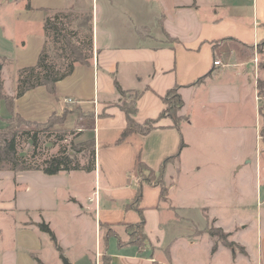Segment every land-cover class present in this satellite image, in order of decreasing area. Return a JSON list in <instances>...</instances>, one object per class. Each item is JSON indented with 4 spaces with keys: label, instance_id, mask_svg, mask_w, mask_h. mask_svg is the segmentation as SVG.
I'll list each match as a JSON object with an SVG mask.
<instances>
[{
    "label": "crops",
    "instance_id": "obj_1",
    "mask_svg": "<svg viewBox=\"0 0 264 264\" xmlns=\"http://www.w3.org/2000/svg\"><path fill=\"white\" fill-rule=\"evenodd\" d=\"M46 19L77 46L88 33L90 57L53 92L41 85L17 96L18 70L35 65L51 39ZM262 39L264 0H0V80L13 110L35 123L66 111L55 128L74 143L94 142L91 170L0 169V264H37L33 256L63 264L62 255L69 264H101L104 256L110 264H184L176 257L181 246L188 264H264V148L248 150L251 140L261 142L254 57L264 86V47L254 46ZM175 86L186 117L179 128L163 118L117 141L127 124L123 102L144 123L159 116L162 96ZM9 116L0 99V121ZM139 162L162 170L167 188L163 197L158 185L142 184L147 240L140 248L127 231L139 212L126 207L141 182ZM249 199L255 223L239 212ZM41 220L60 250L38 228ZM208 221L243 251L217 243L213 252ZM249 230L252 242L235 237ZM201 247L204 262L194 255Z\"/></svg>",
    "mask_w": 264,
    "mask_h": 264
},
{
    "label": "trees",
    "instance_id": "obj_2",
    "mask_svg": "<svg viewBox=\"0 0 264 264\" xmlns=\"http://www.w3.org/2000/svg\"><path fill=\"white\" fill-rule=\"evenodd\" d=\"M44 28L50 32L52 44L55 46L56 59L52 58L46 50V44L41 49L37 62L33 66L22 67L18 70L17 75V96H21L27 90L36 86H45L49 91L53 92L55 83L70 74L73 70L74 64L85 63L90 57L91 39L89 35L85 36V40L81 42L80 47L72 42L67 34L62 30L59 24H56L49 19L44 22ZM84 46V47H83ZM257 47L261 52L264 47V39H262ZM117 91L124 95L125 91L122 90L119 84L116 82ZM0 99L5 102V106L10 114L6 120L7 126L4 130L0 131V169L6 168L11 170H42L47 174H55L59 171H68L73 169L91 170L94 165V142L87 140L81 143H74L70 141L69 148L62 147L56 152L36 157L35 151L30 155H24L18 152L17 142L18 138L23 132L28 133V138L31 140L33 148L39 143L40 137L48 131L49 127L54 126L62 122L65 118L66 111L61 113H53L47 119V121L39 123L32 122L23 119L18 113L13 110V98L6 95L3 92L2 82L0 80ZM162 101L165 104V108L160 112L159 116L154 119H147L144 123H138L134 120L133 115L136 112V108L129 102H123L121 108L126 116V127L122 130L118 142H121L131 133L145 134L159 123L163 118H168L171 124L179 128L180 122L185 120L186 117L179 114L181 107L183 106V100L178 92V86L168 89L162 96ZM264 121V115L262 114ZM15 122L17 125H12ZM19 123H32L41 128H36L34 131L21 129ZM12 125V126H11ZM61 132L59 135L60 140H65L67 132ZM261 132L264 134V123L262 125ZM86 159V164L81 165L79 158ZM138 172L140 174V183L137 189L136 195L126 207L135 208L140 215L139 222L135 224H129L127 231L129 234L128 243L142 247L147 240V236L144 231V216L140 208H138V202L142 194V184L149 183L158 185L160 188L161 196H166L167 188L163 181L162 170L155 171L144 163L139 162L137 165ZM144 171L147 175H144ZM38 228L47 233L54 243L55 247L60 250V246L56 240L54 232L51 230L48 223L41 220L37 224ZM210 236L216 237V244L213 245L212 251L217 248V243H222L229 248L237 247L241 251L243 248L237 245L235 242L228 239V234L221 228L209 227L207 230ZM121 245V243H119ZM166 254L169 256V247L165 248ZM37 264H43L37 256H33ZM101 264H110L109 256L102 258Z\"/></svg>",
    "mask_w": 264,
    "mask_h": 264
},
{
    "label": "rangeland",
    "instance_id": "obj_3",
    "mask_svg": "<svg viewBox=\"0 0 264 264\" xmlns=\"http://www.w3.org/2000/svg\"><path fill=\"white\" fill-rule=\"evenodd\" d=\"M86 35H88V33H85V34L82 35V41L85 40V36ZM79 47H80V45H79ZM256 49H257V51L259 50L258 47ZM46 50L48 51L49 55L52 58L56 59L55 51H57V50H56L55 46L52 44L51 39L49 40V42H47ZM259 68H260V60L258 58V69H257V73L259 71ZM254 77L257 78L256 79V81H257L256 82L257 90L258 91H262L264 89V86L263 85H260L258 83V79H259L258 74H254ZM259 108H261L262 111H263V112L262 111L260 112V114H261V117H260V119H261V127H262V125L264 123L263 118H262V114L264 115V102L259 103ZM7 122L8 121L6 119L3 122L0 121V131L4 130L6 128V126L8 125ZM19 124H20V127L19 128H21V129L23 128L25 130L26 129L27 130H30V132L34 131V129H36V128H41L39 125L36 126L35 124H32V123H19ZM12 125L14 126V125H17V124H15V122H14ZM55 126H56V124H54V126H52V127H49L48 131L45 132L40 137L39 143L36 146V148H33L32 144H31V140H29V138H28V133L27 132H23L21 134V136L18 138V142H17V144H18L17 145L18 152H20L21 154H24V155H30V154L33 153V151H35L36 157H38V156H42V155L54 153L59 148H62V147L69 148L71 139L70 138H68V139L66 138L65 140H60L59 139V135H60L61 132H59V130H57L55 128ZM260 134L263 135V138L260 139V140H258V142L261 141L262 143L261 142L260 143L262 145H260V143L257 144L256 141H255V139L251 140L250 141V144H249V147H248L249 152H251L254 148H256L258 151H260L262 148H264V146H263L264 145V140H263L264 139V134L262 132ZM143 174L144 175H147V172L144 171ZM206 202H212V200H208ZM248 204L249 205H246L245 204V207H243V209L240 210L239 212L240 213H243V216H250L251 219L253 220V223H255V216H256V211H255V208L256 207H255V204H254V206H252V200L251 199L248 200ZM233 207H236V205H233ZM193 216L197 219L196 220L194 218L195 221L198 222V224L204 226V222H203V220H202V218H201L200 215H193ZM222 218L224 220H226V221L231 220V216H228V215H225ZM209 227H213V228L215 227L214 224H213V221H210V222L208 221L206 231L208 230ZM253 236H255V231L252 232L250 230L248 232L240 231V233H237L235 235V237H237L239 240L246 241V242H252ZM213 238H215V237H213ZM176 252H177L176 253V257L180 261H182L184 264H188L189 263V261H188L189 260V257L187 255V252L185 251V249L182 246L180 248H178L176 250ZM224 253L225 252H222L220 254V256H222L223 258L225 256ZM194 255L201 262H204V258L207 257V251H205L204 248L201 247V249L197 250V252ZM165 263L168 264L166 261H165ZM154 264H156V263H154ZM175 264H180V263L177 262Z\"/></svg>",
    "mask_w": 264,
    "mask_h": 264
},
{
    "label": "built area",
    "instance_id": "obj_4",
    "mask_svg": "<svg viewBox=\"0 0 264 264\" xmlns=\"http://www.w3.org/2000/svg\"><path fill=\"white\" fill-rule=\"evenodd\" d=\"M254 47L256 49L257 48V45H255ZM213 64L214 65L220 64V60L219 59H215L213 61ZM254 65H255L254 71H255V74H257V69H258V58L257 57H254ZM256 100H257L258 103L264 102V89L262 91H258L257 90ZM65 101L71 102L73 100L71 98H67V99H65ZM259 138L262 139L263 138V135L259 134Z\"/></svg>",
    "mask_w": 264,
    "mask_h": 264
},
{
    "label": "water",
    "instance_id": "obj_5",
    "mask_svg": "<svg viewBox=\"0 0 264 264\" xmlns=\"http://www.w3.org/2000/svg\"><path fill=\"white\" fill-rule=\"evenodd\" d=\"M61 259H62L63 264H69V262L63 255L61 256Z\"/></svg>",
    "mask_w": 264,
    "mask_h": 264
}]
</instances>
